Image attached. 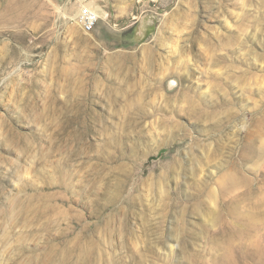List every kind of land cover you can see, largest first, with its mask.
<instances>
[{
    "label": "rangeland",
    "instance_id": "1",
    "mask_svg": "<svg viewBox=\"0 0 264 264\" xmlns=\"http://www.w3.org/2000/svg\"><path fill=\"white\" fill-rule=\"evenodd\" d=\"M0 264H264V0H0Z\"/></svg>",
    "mask_w": 264,
    "mask_h": 264
},
{
    "label": "built area",
    "instance_id": "2",
    "mask_svg": "<svg viewBox=\"0 0 264 264\" xmlns=\"http://www.w3.org/2000/svg\"><path fill=\"white\" fill-rule=\"evenodd\" d=\"M99 18L96 10L91 7L82 6L78 15V22L82 31L85 34L93 32L99 22Z\"/></svg>",
    "mask_w": 264,
    "mask_h": 264
},
{
    "label": "bare ground",
    "instance_id": "3",
    "mask_svg": "<svg viewBox=\"0 0 264 264\" xmlns=\"http://www.w3.org/2000/svg\"><path fill=\"white\" fill-rule=\"evenodd\" d=\"M79 15V14H78ZM77 22H78V17H77ZM78 25L80 26L79 22H78Z\"/></svg>",
    "mask_w": 264,
    "mask_h": 264
}]
</instances>
